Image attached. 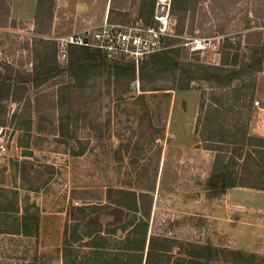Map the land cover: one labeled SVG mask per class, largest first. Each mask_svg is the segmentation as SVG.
Returning <instances> with one entry per match:
<instances>
[{
    "label": "rangeland",
    "instance_id": "374dc122",
    "mask_svg": "<svg viewBox=\"0 0 264 264\" xmlns=\"http://www.w3.org/2000/svg\"><path fill=\"white\" fill-rule=\"evenodd\" d=\"M107 4L56 0L51 31L39 36L36 30L47 20H37V0H0V70L5 72L4 63L30 69L28 52L35 37L59 46L72 34L98 30L108 20ZM119 7L112 4V17L120 20L111 23L135 24L138 0ZM173 10L183 33L172 39L179 40L189 58L208 65H219L225 38L241 40L243 54L245 34L264 32V0H188L183 6L172 0ZM195 42L205 49L194 50ZM170 88L169 82L159 81V91L145 92L136 81L131 93L120 97L114 89L109 94L106 87H95L59 107L56 88L44 87L40 113L31 118L21 110L12 118L19 107L7 102L3 127L10 150L0 159V188L8 191L0 206L10 211L0 214V228L7 230L0 232V264H63L70 208L108 204L110 188H154L150 233L255 254L257 263L264 264V191L224 189L212 176L217 149L232 152L216 141L244 135L256 144L264 140V68L253 80L230 88L206 82H194L187 91L165 90ZM256 158L252 168L264 170V161ZM25 206L38 213V236L10 233ZM110 221L102 216V227ZM106 236V248L115 250L124 234ZM74 249L82 258L91 252L86 243Z\"/></svg>",
    "mask_w": 264,
    "mask_h": 264
},
{
    "label": "trees",
    "instance_id": "16d2710c",
    "mask_svg": "<svg viewBox=\"0 0 264 264\" xmlns=\"http://www.w3.org/2000/svg\"><path fill=\"white\" fill-rule=\"evenodd\" d=\"M155 1L138 0L137 20L146 26L153 24ZM186 2L188 0H174V4L179 3L182 6ZM55 3L56 0H37L36 18L47 20L45 27L37 25V35L50 33ZM112 14L113 10L110 9V22L120 20L119 15L113 18ZM172 15H175L174 10ZM177 19L178 22L181 21L178 16ZM182 33L183 30L177 23L176 34ZM178 42L177 39H167L164 50L146 56L136 67L133 62L124 59H109L98 48L78 45H68L66 57L61 61L56 42L35 37L31 40V49L28 52L30 69L20 71L12 64H1L5 72L0 70V127L5 123L7 102L19 107L12 114V118H16L20 110L28 118L38 115L39 93L44 87L56 88V104L61 107L74 95L80 93V96L83 92L86 94L88 89L95 87H106L109 94L114 89L120 97L128 95L136 81L145 92L159 91V81L169 82L171 88L165 90L170 91H187L194 82H206L216 88L225 89L232 87L237 81L253 80L264 68V32L248 31L245 34L243 54L241 40L233 42L231 38H225L221 46L219 65H208L198 59L189 58L188 52ZM165 95L169 97L170 92ZM57 114L58 110L56 114L53 113L54 116ZM256 142L261 144L254 143V139L247 135L236 137L232 141H216L220 146L232 147L230 155L228 150L223 152L217 149L213 163L212 176L218 179L222 188L244 187L264 191V170L252 168L256 156L264 161V140ZM248 147L251 149L245 151ZM7 191L0 188V197L7 195ZM12 193L17 200V192ZM108 199V204L70 208L64 231L63 264H172V260L185 264H258L255 254L246 255L240 250L217 249L212 245L183 243L165 234L150 233L154 188L140 192L110 188ZM18 204L16 201L15 212L19 213ZM9 209L3 203L0 214L9 212ZM102 216L112 217V221L105 228L102 227ZM19 221L17 228L10 233L27 237L38 236L37 211L25 206ZM6 231L0 228L1 233H7ZM117 233L124 234L119 240V248L107 249L106 235L114 236ZM79 243H86L91 251L83 258L74 249V245Z\"/></svg>",
    "mask_w": 264,
    "mask_h": 264
},
{
    "label": "built area",
    "instance_id": "2783aa9c",
    "mask_svg": "<svg viewBox=\"0 0 264 264\" xmlns=\"http://www.w3.org/2000/svg\"><path fill=\"white\" fill-rule=\"evenodd\" d=\"M171 10L172 0H156L153 24L149 26L140 20H137L135 24H127L124 22L111 23L106 19L98 30L87 29L61 40L59 59H65L68 45H78L98 48L109 59H124L133 62L138 67L140 61L146 56L164 50L167 39L177 36L176 23ZM192 48L194 50L205 49L199 42H195ZM9 150L10 135L4 127H0V159L5 158Z\"/></svg>",
    "mask_w": 264,
    "mask_h": 264
},
{
    "label": "crops",
    "instance_id": "0c3cea01",
    "mask_svg": "<svg viewBox=\"0 0 264 264\" xmlns=\"http://www.w3.org/2000/svg\"><path fill=\"white\" fill-rule=\"evenodd\" d=\"M108 1H109V5H108V9H107V17L109 16V11H110V9H111V6H112V4H114V6H116V8H120L119 7V5H121V6H123L124 5V1H126V0H121L120 2H119V0H107V3H108ZM88 2H87V4L86 3H83V7H84V9H86V7L88 6ZM89 7V6H88ZM122 8V7H121ZM106 17V18H107ZM86 28V27H85ZM84 28V29H85ZM75 34H77V33H75ZM73 35V34H72ZM71 36V35H70Z\"/></svg>",
    "mask_w": 264,
    "mask_h": 264
}]
</instances>
